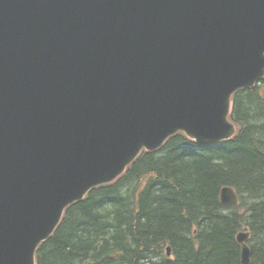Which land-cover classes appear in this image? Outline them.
<instances>
[{"label":"water","instance_id":"obj_1","mask_svg":"<svg viewBox=\"0 0 264 264\" xmlns=\"http://www.w3.org/2000/svg\"><path fill=\"white\" fill-rule=\"evenodd\" d=\"M263 77L264 0H0V264H37L143 149L231 139L233 94Z\"/></svg>","mask_w":264,"mask_h":264},{"label":"trees","instance_id":"obj_2","mask_svg":"<svg viewBox=\"0 0 264 264\" xmlns=\"http://www.w3.org/2000/svg\"><path fill=\"white\" fill-rule=\"evenodd\" d=\"M235 137L197 144L179 132L112 183L70 205L37 264H264V80L233 97ZM233 186L237 205L221 201ZM168 246L171 254H168Z\"/></svg>","mask_w":264,"mask_h":264},{"label":"bare ground","instance_id":"obj_3","mask_svg":"<svg viewBox=\"0 0 264 264\" xmlns=\"http://www.w3.org/2000/svg\"><path fill=\"white\" fill-rule=\"evenodd\" d=\"M239 13L242 14V11H239ZM166 142H167V141H166ZM166 142H165V143H166ZM218 142H219V141H217L216 143H218ZM165 143H164V144H165ZM164 144H163V145H164ZM163 145H162V146H163ZM162 146H161V147H162ZM114 181H115V180H114ZM114 181H112V182H114ZM112 182H110V183H112ZM224 187H230V188H232V189L236 192V194H237V203H233V202H225V201L222 200V190H223ZM220 198H221V201H222L224 204H228V205H237V204L240 202V195H239L238 191H237L233 186H230V185H225V186L222 187V189H221V194H220ZM242 232H244V233H248V234H249V237H248V239H247V242H249L250 234H251V233H250V230H249V228H248L247 226L245 227V229H243V230H241V231L238 232V234H237V240H238V236H239V234L242 233ZM238 242H239V240H238ZM239 243H240V242H239ZM248 244H249V243H248ZM240 245H241V244H240ZM168 249H170V251H171L170 246H168ZM249 250H250V261H251V248H250V245H249ZM241 261H242V246H241ZM191 262H194V263H195L194 260H191V261L189 262V264H190ZM242 263H243V262H242ZM249 263H250V262H249ZM249 263H248V264H249ZM195 264H196V263H195ZM243 264H244V263H243Z\"/></svg>","mask_w":264,"mask_h":264}]
</instances>
